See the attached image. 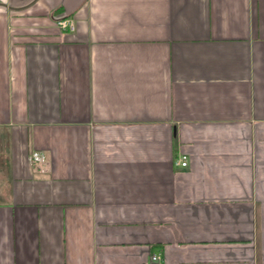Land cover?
Segmentation results:
<instances>
[{
	"label": "crops",
	"instance_id": "obj_1",
	"mask_svg": "<svg viewBox=\"0 0 264 264\" xmlns=\"http://www.w3.org/2000/svg\"><path fill=\"white\" fill-rule=\"evenodd\" d=\"M0 264H264V0H0Z\"/></svg>",
	"mask_w": 264,
	"mask_h": 264
},
{
	"label": "built area",
	"instance_id": "obj_2",
	"mask_svg": "<svg viewBox=\"0 0 264 264\" xmlns=\"http://www.w3.org/2000/svg\"><path fill=\"white\" fill-rule=\"evenodd\" d=\"M59 26L62 28V29H67V28H70V29H74V23L72 20L70 19H64V20H61L58 22ZM30 160L33 164H37L39 162H43L46 160V156L39 152V151H33L30 155ZM177 164H179L180 166L182 167H185L188 165V156L185 155V154H182L178 160H177ZM159 256L157 255H154V259H158Z\"/></svg>",
	"mask_w": 264,
	"mask_h": 264
}]
</instances>
